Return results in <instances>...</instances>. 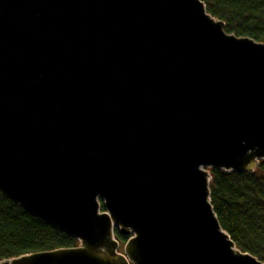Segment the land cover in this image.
Returning a JSON list of instances; mask_svg holds the SVG:
<instances>
[{"label":"water","instance_id":"95a60500","mask_svg":"<svg viewBox=\"0 0 264 264\" xmlns=\"http://www.w3.org/2000/svg\"><path fill=\"white\" fill-rule=\"evenodd\" d=\"M263 160L264 42L204 0H0V191L78 241L0 264H264L210 196Z\"/></svg>","mask_w":264,"mask_h":264},{"label":"trees","instance_id":"16d2710c","mask_svg":"<svg viewBox=\"0 0 264 264\" xmlns=\"http://www.w3.org/2000/svg\"><path fill=\"white\" fill-rule=\"evenodd\" d=\"M207 10L238 36L264 42V0H204ZM211 203L223 228L243 251L264 261V160L252 172L211 169ZM119 241L126 236L115 230ZM76 238L0 191V260L71 247Z\"/></svg>","mask_w":264,"mask_h":264},{"label":"rangeland","instance_id":"374dc122","mask_svg":"<svg viewBox=\"0 0 264 264\" xmlns=\"http://www.w3.org/2000/svg\"><path fill=\"white\" fill-rule=\"evenodd\" d=\"M119 250L123 251V243L120 244Z\"/></svg>","mask_w":264,"mask_h":264},{"label":"flooded vegetation","instance_id":"af4514ba","mask_svg":"<svg viewBox=\"0 0 264 264\" xmlns=\"http://www.w3.org/2000/svg\"><path fill=\"white\" fill-rule=\"evenodd\" d=\"M126 239H127V238H126ZM125 241H126V240H125ZM125 241H123V242L120 241V244L123 243V245H124Z\"/></svg>","mask_w":264,"mask_h":264}]
</instances>
